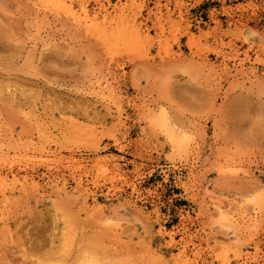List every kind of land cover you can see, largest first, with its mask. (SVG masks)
<instances>
[{"label":"rangeland","instance_id":"1","mask_svg":"<svg viewBox=\"0 0 264 264\" xmlns=\"http://www.w3.org/2000/svg\"><path fill=\"white\" fill-rule=\"evenodd\" d=\"M130 1L0 0V264H264V0Z\"/></svg>","mask_w":264,"mask_h":264},{"label":"bare ground","instance_id":"2","mask_svg":"<svg viewBox=\"0 0 264 264\" xmlns=\"http://www.w3.org/2000/svg\"><path fill=\"white\" fill-rule=\"evenodd\" d=\"M100 1H101V0H100ZM118 1H119V0H118ZM131 1H132V0H131ZM131 1H130V2H131ZM102 2H103V0H102ZM37 3H38V2H37ZM127 3H128V2H127ZM101 4H103V3H101ZM101 4H100V5H101ZM39 5H40V3H39ZM103 5H104V4H103ZM116 5H117V4H116ZM119 5H120V2H119ZM44 6H46V5H44ZM97 6H98V5H97ZM120 6H121V5H120ZM39 7H40V6H39ZM48 7H49V6H48ZM41 8H42V7H41ZM44 8H45V7H44ZM101 8H102V7H100V9H101ZM117 8H118V7H117ZM121 8H122V7H121ZM124 8H125V7H124ZM129 8H130V7H129ZM83 9H84V10H82V14H81V16L76 17V19H78V21H76V22H78V24H79V22L81 23V21L84 20V19L81 20L80 17H85V20H86V21H84V22H85L86 24H87V22H89V21L91 22V20L94 21L95 18L92 19V17H91V19H90V17H89L90 15L88 16V15H87L88 13L86 14L85 8H83ZM100 9H99V10H100ZM130 9H131V8H130ZM50 10H51V9H50ZM61 10H62V9H61ZM127 11H128V10H127ZM58 12H59V11H58ZM58 12H57V13H58ZM63 12H64V10H63ZM58 14H59V13H58ZM75 14H77V13H75ZM108 14H109V13H108ZM68 15H69V14H68ZM105 15H106V16H104V19L107 21V18H106V17H107V13H106ZM181 15H182V14H181ZM73 18H75V16H74ZM105 20H104V21H105ZM116 20H118V18H117ZM121 20H122V18H121ZM74 21H75V20H74ZM106 21H105V22H106ZM109 21H110V20H109ZM109 21H108V22H109ZM119 21H120V20H119ZM123 21H125V20H122V22H123ZM127 21H128V20H127ZM117 22H118V21H117ZM120 23H121V22H120ZM127 23H128V22H127ZM127 23H126V21H125V23H121V24H123V26H125ZM102 24H103V23H102ZM104 24H105V23H104ZM106 24H107V23H106ZM117 24H118V23H117ZM131 24H132V23H131ZM83 25H84V23H83ZM109 25H111L110 22H109ZM127 25H129V24H127ZM84 26H85V25H84ZM117 26H118V25H117ZM120 26H122V25H120ZM131 26H132V25H131ZM133 26L136 27V25H133ZM135 27H134V28H135ZM103 28H104V27H103ZM108 28H109V27H108ZM108 28H107V29H108ZM115 28H116V27H115ZM117 28H118V27H117ZM122 28H123V27H122ZM122 28H121V29H122ZM128 28H129V27H128ZM128 28H127V30H128ZM131 28H132V27H131ZM85 29H86V26H85ZM107 29H106V30H107ZM113 29H114V28H113ZM119 29H120V28H119ZM119 29H118V30H119ZM139 29H140V28H139ZM142 29H143V28H142ZM92 30H93V31H96V30H94V29H92ZM104 30H105V29H104ZM106 30H105V31H106ZM114 30H115V29H114ZM116 30H117V29H116ZM125 30H126V29H124L123 31H125ZM140 30H141V29H140ZM97 31H98V30H97ZM108 31H109V29H108ZM87 32H88V31H87ZM109 32H110V31H109ZM127 32H128V31H127ZM142 32H143V31H142ZM103 33H104V32H103ZM103 33H102V34H103ZM106 33H107V32H106ZM110 33H111V32H110ZM128 33H129V32H128ZM128 33H127V34H128ZM143 33H144V32H143ZM93 34H94V32H93ZM99 34H101V33H99ZM113 34H114V32H113ZM134 34H135V33H134ZM107 35H109V34L107 33L106 36H107ZM136 35H137V34H136ZM92 36H93V35H92ZM99 36H100V35H99ZM106 36H105V37H106ZM131 36H132V35H131ZM141 36H142V35H141ZM96 37H98V33H97V36H96ZM96 37H95V38H96ZM132 37H133V36H132ZM109 38H110V37L108 36V39H109ZM105 39H106V38H105ZM108 39H107V40H108ZM111 39H114V38L112 37ZM127 39H128V38H127ZM115 40H116V39H115ZM101 41L103 42L102 38H101ZM107 42H108V41H107ZM109 43H110V41H109ZM110 44H111V43H110ZM115 44H117V42H116ZM115 44H113V45H115ZM118 45H120V44H118ZM108 46H109V45H108ZM108 46H107V47H108ZM111 46H112V45H111ZM115 49H116V47H115ZM103 50H106V49H103ZM107 50H108V49H107ZM111 51H112V50H111ZM111 51H110V49H109V52H111ZM109 52H107V55H110V54H111V53L108 54ZM112 53L114 54V52H112ZM113 54H112V55H113ZM105 55H106V52H105ZM113 57H114V56H113ZM109 59H110V58H109ZM111 59H112V58H111ZM111 59H110V60H111ZM111 61H112V60H111ZM114 61H115V60H114ZM91 141H92V140H91ZM16 144H17V143H16ZM19 145H20V144H19ZM47 148H48V147H47ZM19 149H20V147H19ZM20 150H22V149H20ZM42 150H43V149H42ZM54 150H55V149H54ZM2 151H3V150L1 149V152H2ZM4 151H5V150H4ZM17 151H19V150H17ZM48 151H50V150H48ZM1 152H0V154H1ZM2 153H3V152H2ZM40 153H41V152H40ZM42 153H43V151H42ZM54 153H55V152H54ZM54 153H53V154H54ZM99 153H100V152H99ZM14 154H15V153H14ZM18 154H19V152H18ZM7 155H8V154H7ZM16 155H17V153H16ZM22 155H24V154L22 153ZM26 155H27V154H25V156H26ZM34 155H35V154H34ZM34 155H33V156H34ZM71 155H72V154H71ZM11 156H12V155H11ZM58 156H59V155H57V157H58ZM18 157H19V156H18ZM29 157H30V156H29ZM47 157H48V156H47ZM69 157H70V156H69ZM13 158H14V157H13ZM13 158H12V160H13ZM35 158H36V157H35ZM37 158H38V157H37ZM39 158H40V157H39ZM42 158H44V157H42ZM51 158H53V156H52ZM75 158H76V157H75ZM0 159H1V161H2V160H3V161H8V160H9V158H8L4 153L0 155ZM15 159H16V158H15ZM20 159H21V157H20ZM20 159H19L18 161H20ZM31 159H33V161H34V158H33V157H32ZM46 159H48V158H46ZM40 160H41V159H40ZM44 160H45V158H44ZM48 160H49V159H48ZM48 160H47V161H48ZM57 160H59V158H58ZM75 160H76V159H74L73 157L70 158V163L75 164L76 166L79 167L82 163L79 164L78 162H76L77 160H76V161H75ZM95 160H96V159H95ZM3 161H2V163H1V162H0V163H1V164H3V163H6V164H7V163H9V164L13 163V162L10 161V160H9L8 162H3ZM23 161H24V158H23ZM25 161H26V160H25ZM28 161H29V160H28ZM35 161H36V160H35ZM68 161H69V158H68ZM97 161H98V160H97ZM100 161H101V160H100ZM10 162H11V163H10ZM26 162H27V161H26ZM31 162H32V161H31ZM31 162H28L27 164H29V163L31 164ZM43 162H46V161H43ZM50 162H52V161H50ZM57 162H58V161H57ZM57 162L55 161V163H57ZM105 163H106V162H105ZM13 164L17 165V162L15 161ZM50 164H52V163H50ZM67 164H68V163H67ZM24 165H25V164H24ZM34 165H36V164L34 163L33 166H32V164H31V166H30L29 168L34 167ZM26 166H27V165H26ZM49 166H51V165H49ZM81 166H82V165H81ZM106 166H107V165H106ZM1 167H2V166H1ZM10 167H12V166H10ZM27 167H28V166H27ZM70 167H72V166H70ZM103 167L105 168V166H103ZM72 168H73V167H72ZM104 168H102V169H104ZM84 169H85V168H84ZM95 169H96V168H95ZM106 169H107V168H106ZM76 170H77V169H76ZM78 170H79V168H78ZM85 170H86V169H85ZM85 170H84V171H85ZM97 170H98V169H97ZM105 172H106V171H105ZM85 173H86V172H85ZM106 174H107V173H106ZM17 175H18V174H17ZM13 177H14V176H13ZM16 178H17V177H16ZM16 178H15V179H16ZM24 180H25V179H24ZM26 180H27V179H26ZM80 180H81V179H80ZM14 181H15V180H14ZM15 182H16V181H15ZM15 182H14V183H15ZM26 182H27V181H26ZM32 182H33V181H32ZM32 182H31V183H32ZM80 182H81V181H80ZM32 184H33V183H32ZM32 184H31V185H32ZM34 184H36L35 181H34ZM80 184H81V183H80ZM4 186H5V185H4ZM15 186H16V184H15ZM22 186H23V185H22ZM36 186H38V185H36ZM6 187H7V186H6ZM13 187H14V186H13ZM13 187H12V189H13ZM35 188L37 189V187H35ZM31 189H32V188H31ZM7 190H8V189H7ZM21 190H22V189H21ZM21 190H17V191H21ZM5 191H6V190H5ZM5 191H4V192H5ZM36 191H37V190H36ZM1 193H2V192H1ZM20 193H21V192H20ZM22 193H24V192L22 191ZM8 194H9V193H8ZM10 194H11V193H10ZM2 195H3V194H2ZM11 195H12V194H11ZM14 197H15V196H14ZM3 199H4V200H1V201H2L3 204H4V201H5L4 196H3ZM6 199H7V195H6ZM9 199H10V197H9ZM85 201H86V200H85ZM9 202H10V200H9ZM0 203H1V202H0ZM86 203H87V202H86ZM84 205H85V204H84ZM88 205H89V204H88ZM83 208H84V207H83ZM85 209H86V208H85Z\"/></svg>","mask_w":264,"mask_h":264}]
</instances>
